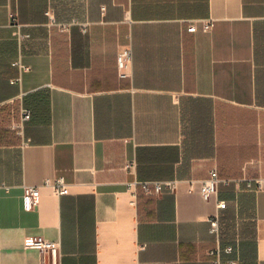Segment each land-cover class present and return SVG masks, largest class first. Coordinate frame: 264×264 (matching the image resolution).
Segmentation results:
<instances>
[{"label": "crops", "instance_id": "crops-1", "mask_svg": "<svg viewBox=\"0 0 264 264\" xmlns=\"http://www.w3.org/2000/svg\"><path fill=\"white\" fill-rule=\"evenodd\" d=\"M217 243L264 264V0H0V264H208Z\"/></svg>", "mask_w": 264, "mask_h": 264}, {"label": "built area", "instance_id": "built-area-1", "mask_svg": "<svg viewBox=\"0 0 264 264\" xmlns=\"http://www.w3.org/2000/svg\"><path fill=\"white\" fill-rule=\"evenodd\" d=\"M10 23L14 27H18L19 24L15 18V14L11 13ZM212 26V20H201V29L203 31H208ZM197 28L195 21H191L187 29L189 31H195ZM130 58V50L125 49L118 53L117 55V66L119 69L123 68L126 65L127 60ZM14 64L19 65L20 68L24 69L20 63L15 62ZM30 118V110L23 107L20 109L19 121L12 124V127L16 129L18 133L22 132L23 124ZM220 181L216 169L210 170L209 178L202 182L200 189L201 196L208 200L211 195L216 194L217 184ZM256 187L255 189L262 188V180H255ZM51 187L53 192L57 195H65L68 193V184L65 182L62 176L56 177L54 179H46L43 183ZM126 188L128 192L132 195L133 198H136L137 191L140 189L145 194H154L157 195L164 190L172 191L175 188V181H130L126 183ZM247 188H252L251 180H247ZM40 191L38 186H23L22 199L23 204L26 210H31L37 207L39 200ZM218 208L224 207V201L218 200L216 203ZM210 223V232L219 235V222L217 217H212L209 219ZM23 247L27 249H37L44 254H50L56 256L60 248V242L55 240H49L42 236H27L23 240ZM232 245H220L216 244L215 247L210 249L209 254L211 259L208 264H222V258L224 254H229L232 252ZM230 264L234 262L232 260L228 261Z\"/></svg>", "mask_w": 264, "mask_h": 264}]
</instances>
